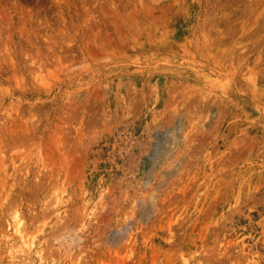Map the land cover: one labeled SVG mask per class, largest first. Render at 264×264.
I'll return each mask as SVG.
<instances>
[{
  "label": "rangeland",
  "instance_id": "374dc122",
  "mask_svg": "<svg viewBox=\"0 0 264 264\" xmlns=\"http://www.w3.org/2000/svg\"><path fill=\"white\" fill-rule=\"evenodd\" d=\"M0 264H264V0H0Z\"/></svg>",
  "mask_w": 264,
  "mask_h": 264
},
{
  "label": "bare ground",
  "instance_id": "6f19581e",
  "mask_svg": "<svg viewBox=\"0 0 264 264\" xmlns=\"http://www.w3.org/2000/svg\"><path fill=\"white\" fill-rule=\"evenodd\" d=\"M17 223L19 224V221H17Z\"/></svg>",
  "mask_w": 264,
  "mask_h": 264
}]
</instances>
